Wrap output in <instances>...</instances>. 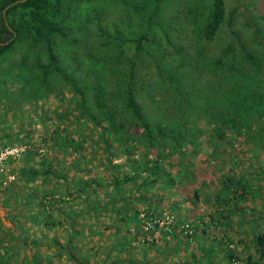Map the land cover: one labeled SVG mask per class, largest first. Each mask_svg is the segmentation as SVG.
Returning <instances> with one entry per match:
<instances>
[{
	"label": "trees",
	"instance_id": "obj_1",
	"mask_svg": "<svg viewBox=\"0 0 264 264\" xmlns=\"http://www.w3.org/2000/svg\"><path fill=\"white\" fill-rule=\"evenodd\" d=\"M188 1L164 16L171 0H0V149L23 147L18 173L7 157L13 179L0 175L1 204L22 212L15 231L0 220V264L12 254L18 264L264 263V11L250 8L256 0L241 10ZM184 27L176 41L170 31ZM50 93L58 109L47 112ZM201 146L230 160L200 174L187 160ZM181 184L213 208L205 223L185 213L158 231L161 257L138 213H160L153 202ZM103 228L112 242L98 249L92 237ZM56 229L65 240L48 235Z\"/></svg>",
	"mask_w": 264,
	"mask_h": 264
},
{
	"label": "rangeland",
	"instance_id": "obj_2",
	"mask_svg": "<svg viewBox=\"0 0 264 264\" xmlns=\"http://www.w3.org/2000/svg\"><path fill=\"white\" fill-rule=\"evenodd\" d=\"M187 1L188 0H171V2L166 6L165 11H163L164 12L163 13L164 16L170 15L171 13H176L178 10H180L182 8H185V4H186ZM243 1L244 0H225V4L227 5L228 8L233 6V5H238L239 9L241 10L242 6L240 5V3H242ZM254 3H256V4H254L255 7L253 6V7H250V8H255L256 12L264 11V0H256V2H254ZM106 11L109 12L110 9L107 8ZM179 18H181V17H179ZM177 26H180V25H175L176 28H177ZM186 30L187 29H185V27H184V29H182L180 31V33H178L179 31L177 32V31H174V30H172L170 32L173 35V37L178 35V37L176 36L177 37L176 41H177L178 39H180V36H181L182 40L186 39V38H184V34L187 33ZM159 33L160 32L158 31L157 34H159ZM160 44H161V46H159L160 50L163 51V47L162 46L166 47L167 45H166V43H165V41L163 39L160 41ZM164 53H166V52H164ZM2 65L3 64H1L0 67H2ZM2 78H3V76L0 75V84H2V82H3ZM15 85H16V83L13 82L9 86V90L13 91V88L15 87ZM209 93L211 94V90L209 91ZM41 104H42V110H45L47 112L52 111L53 109H58L57 108L58 107L57 98L52 93H50V94H48V96L42 98L41 99ZM210 106L215 108L214 104H212V105L210 104ZM207 108H209V107H207ZM22 110L24 112V108H22ZM208 112H209V117L210 118L214 117L215 112H213V110L209 109ZM23 115H25V113ZM5 120L7 121L6 123L10 122L11 121V117L8 116V117L5 118ZM16 123H22L23 125H27V123H25L24 121L16 120V121H14L13 124H11L12 127H14V124H16ZM0 125L2 126L3 124H0ZM38 128H39V123L38 122L34 123V131H33V134H32V144H33L34 147L37 144L35 141H37V137H38V135L40 133V132H38L39 131ZM4 130L7 131L8 129L5 128ZM3 131H0V132L2 133ZM200 139H203V138H200ZM199 141H201L203 143V140H199ZM240 143L241 144L236 143L234 145V147H232V150L235 151L239 147H241L242 146V142H240ZM188 150H190V149H188ZM217 151H218V153L216 152V155L213 156L214 158L212 159L211 157H209V152H210L209 148H207V146H204V147L201 146V148H198L197 153H195V155H193V157L190 158V160H187V159H189V158H187V159H185V161L187 160L190 163L189 165H193L195 168H197V170L200 172V174L203 171H204V174H206V173L211 174L212 171L218 172L220 170H218L217 164H214L213 161L218 162V161H221V159L223 161H225V160L228 161V160H230V155H228L227 153H223L220 150H217ZM241 156H243V155H241ZM171 158H172V160H175L177 158V155L174 154ZM118 160H120V159H116V160H114V162H116ZM242 160L245 163L246 160H244L243 158H242ZM260 160H263V158L259 157V161ZM21 162H22V157H20V156L14 157V163H13V167L12 168H13V171H14L15 174L18 173V167H19ZM170 170L171 169H169V171ZM206 177H208V176H206ZM206 177H201L202 178L201 179L202 183L206 184V186L207 185L210 186L209 182H207V178ZM183 186L184 185L181 184L180 188L178 187L177 190L175 189L173 191V194H165V196L160 201H157V202L154 201L153 204L151 205V207L154 208V209H158L159 212H162V211L169 212V213H171L174 216V219H177V220L179 218L181 219V217L183 215H185V213H186V214H188V217H189L188 218L189 220H187V222H189L190 220L195 219L194 217L202 216L203 217L202 220L205 223V221H207V216H208L207 214L212 210V208H213L212 206L213 205H208L207 202L203 198H200L199 201L192 202V200H191V194L192 193H191L190 186L188 185L184 189H182ZM206 190H199V195L201 197L206 196V194H207ZM155 191H157V190H155ZM253 203H255V202H253ZM137 206L140 207V208L144 207V205H137ZM252 206H255V205H252ZM28 207H32V206H28ZM23 209H26V207H23ZM185 209H189L190 211L185 212ZM21 213L22 212H20L19 209L16 210V212L10 211L6 206L2 205L1 201H0V220H1V223H2L3 227H9V228H11L12 230L15 231V226L13 224L14 223L13 220H14L15 217H17L19 220H22V216H21L22 214ZM100 225L103 226V223H100ZM238 229L241 232L242 231L245 232L246 231V226L242 225ZM102 230L103 231H101L99 233V236H96L97 234H93V237H92V241L94 242V245H92V246L93 247H97L98 249H102L101 243H105L107 246H109V244L112 242V235L110 233L111 230L109 228L108 229H104L103 228ZM200 230H201L200 226L199 227L196 226V228L194 226H191V228H190V231H191L192 235L194 234L196 236H198V233L200 232ZM215 234H216V230H214L213 228H209L208 231L203 235L204 244L205 245L208 244L210 239L212 237H214ZM48 235L49 236L52 235V236L57 237V239L59 241L65 240L66 236H67V234L65 232H62L60 229H56L54 231V233H52V231H50V234H48ZM120 235L125 237L128 234L126 232L122 231V232H120ZM230 236H231V238H234L237 235L236 234H233V235L231 234ZM157 237L158 236L156 235V236L153 237V239H154L155 242L158 243L157 245H159V246H157L155 248V251L153 250V252L154 253L157 252V254L161 256V254L165 250L163 249L162 244H159L161 242H160L159 239H157ZM80 245H81V243H80ZM191 245L192 246L194 245V243L192 241H191ZM87 246H88V244H86V246H81V249L85 247L87 249L86 250V253H87L86 255H90L89 254L90 250H88ZM42 247H43V245H42ZM241 249H242V246L239 247V251ZM41 250H42V248H41ZM26 252L27 253L29 252L27 247H26ZM153 252H150L149 256L153 255ZM18 257H19L18 255L12 254V257L9 258V260H11L10 264H18V261H17ZM217 259H219V256H217ZM175 260H176V258L172 257V258L168 259L167 262H168V264H181V261H179V260H177L175 263H173ZM190 260H191V258L189 256V254L187 253V261L189 262ZM71 263L72 262H69L68 264H71ZM199 263L200 264H206V263H204L202 261H199ZM148 264H152V262L149 261Z\"/></svg>",
	"mask_w": 264,
	"mask_h": 264
},
{
	"label": "built area",
	"instance_id": "obj_3",
	"mask_svg": "<svg viewBox=\"0 0 264 264\" xmlns=\"http://www.w3.org/2000/svg\"><path fill=\"white\" fill-rule=\"evenodd\" d=\"M23 149L22 146H5L0 149V175L4 173V177L7 181L13 179V174L6 173L5 167L6 164L4 161L7 157L14 158L18 156V153ZM139 219V231L144 235L145 239L153 238L158 234V231H166L169 232L174 224V216L166 211H162L157 215H152L150 213L145 214L144 212L138 213ZM184 230L187 228V224H183L181 226ZM152 234L150 235V232ZM238 261L234 258L230 259V264H237ZM264 264V263H263Z\"/></svg>",
	"mask_w": 264,
	"mask_h": 264
}]
</instances>
